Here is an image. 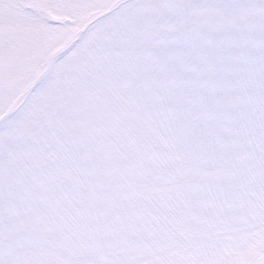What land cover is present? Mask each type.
Returning a JSON list of instances; mask_svg holds the SVG:
<instances>
[{
	"label": "snow or ice",
	"instance_id": "1",
	"mask_svg": "<svg viewBox=\"0 0 264 264\" xmlns=\"http://www.w3.org/2000/svg\"><path fill=\"white\" fill-rule=\"evenodd\" d=\"M0 264H264V0H0Z\"/></svg>",
	"mask_w": 264,
	"mask_h": 264
}]
</instances>
